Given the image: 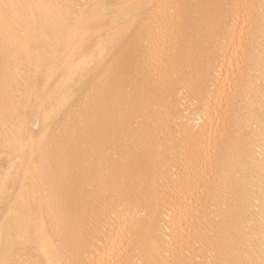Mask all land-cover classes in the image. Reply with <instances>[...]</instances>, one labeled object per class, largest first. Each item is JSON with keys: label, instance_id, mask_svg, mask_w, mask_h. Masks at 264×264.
<instances>
[{"label": "bare ground", "instance_id": "6f19581e", "mask_svg": "<svg viewBox=\"0 0 264 264\" xmlns=\"http://www.w3.org/2000/svg\"><path fill=\"white\" fill-rule=\"evenodd\" d=\"M261 4L0 0V261L261 264Z\"/></svg>", "mask_w": 264, "mask_h": 264}, {"label": "snow or ice", "instance_id": "6c2138e0", "mask_svg": "<svg viewBox=\"0 0 264 264\" xmlns=\"http://www.w3.org/2000/svg\"><path fill=\"white\" fill-rule=\"evenodd\" d=\"M16 7H17V5H8V4L3 5L5 19H7V17H8V10L10 8H16ZM120 7L121 8H132V7H140V6H135V5H121ZM236 7L239 8L241 6H236ZM244 7H251V6H244ZM261 14H262V16H264V0H262V4H261ZM250 20H251V14H249L248 20H246L245 23L247 24ZM157 31L160 32L161 34H165L166 33V25H165L164 22H161L158 25ZM128 36H131V32H129L124 38L127 39ZM244 39H245V33H244L243 30H241V40L243 41ZM134 48H135V41H132V42H130L128 44L127 49H125L121 53V55L117 58L116 62L113 65V69L114 70H118L121 62L123 60H125V59L130 58L133 55ZM101 100H102V96H101ZM0 264H6V262L0 261ZM59 264H75V262H73V261H67V262L61 261V262H59ZM224 264H229V262H224ZM261 264H264V261H261Z\"/></svg>", "mask_w": 264, "mask_h": 264}]
</instances>
